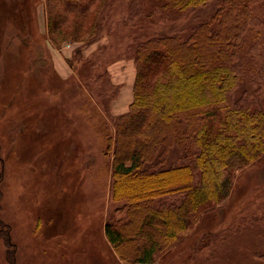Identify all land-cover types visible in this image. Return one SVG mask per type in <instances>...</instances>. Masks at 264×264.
<instances>
[{"label":"rangeland","instance_id":"1","mask_svg":"<svg viewBox=\"0 0 264 264\" xmlns=\"http://www.w3.org/2000/svg\"><path fill=\"white\" fill-rule=\"evenodd\" d=\"M216 6L179 12L114 0L94 41L55 44L43 0H0V219L11 225L15 264H137L104 239L107 217L123 205L111 196L113 153L104 143L112 103L121 91L120 114L132 100L139 40L187 36ZM242 93L264 105V85L241 83L235 98ZM180 154L172 148L168 164ZM207 207L150 264H264V154L235 171L229 195ZM0 264H9L1 236Z\"/></svg>","mask_w":264,"mask_h":264},{"label":"trees","instance_id":"2","mask_svg":"<svg viewBox=\"0 0 264 264\" xmlns=\"http://www.w3.org/2000/svg\"><path fill=\"white\" fill-rule=\"evenodd\" d=\"M113 1L43 0L46 32L55 44H88ZM211 1L214 12L187 36L159 34L134 45L132 100L104 139L113 153L111 196L123 205L103 228L122 260L152 263L210 202L229 195L235 171L264 154V105L253 106L254 94L235 98L241 83L264 85V0L147 3L180 12ZM23 14L29 22L27 8ZM131 128L142 133L139 141L131 140ZM172 148L181 159L168 164ZM0 236L6 261L15 264L11 225L1 219Z\"/></svg>","mask_w":264,"mask_h":264},{"label":"crops","instance_id":"3","mask_svg":"<svg viewBox=\"0 0 264 264\" xmlns=\"http://www.w3.org/2000/svg\"><path fill=\"white\" fill-rule=\"evenodd\" d=\"M120 96H121V91H120V93H119L117 99H115V101L112 103V108H113L112 112H114V114H116V115H118L119 113H116V112L114 111V107H116V108H119V107H120V109H121V106H122L123 103H124V99H123V98H120ZM129 103H130V102H129ZM128 105H129V104H128ZM127 109H128V107H127ZM127 109H126V111H127ZM124 112H125V111H124ZM124 112H121V113H124ZM121 113H120V114H121ZM115 203H122V202H115ZM103 232H104V231H103ZM104 236H105V234H104ZM104 239H105V241H108L107 238H106V236L104 237Z\"/></svg>","mask_w":264,"mask_h":264}]
</instances>
